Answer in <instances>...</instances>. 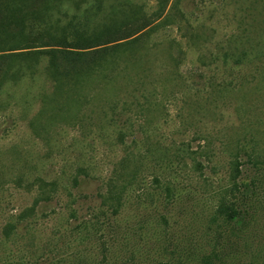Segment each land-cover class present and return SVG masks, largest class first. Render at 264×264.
<instances>
[{
    "label": "rangeland",
    "instance_id": "obj_1",
    "mask_svg": "<svg viewBox=\"0 0 264 264\" xmlns=\"http://www.w3.org/2000/svg\"><path fill=\"white\" fill-rule=\"evenodd\" d=\"M132 1L168 16L138 102L94 80L75 121L34 125L24 82L0 108V264H264V54L224 55L236 34L264 53V0ZM39 179L57 186L35 205Z\"/></svg>",
    "mask_w": 264,
    "mask_h": 264
},
{
    "label": "trees",
    "instance_id": "obj_2",
    "mask_svg": "<svg viewBox=\"0 0 264 264\" xmlns=\"http://www.w3.org/2000/svg\"><path fill=\"white\" fill-rule=\"evenodd\" d=\"M90 1L0 0V108L16 97L15 88L24 82L29 84L23 98L39 96L43 102L34 125L47 113L49 125L71 114V120L75 121L84 100L94 92V80L102 89L115 86L121 96L124 91L132 93L129 89L132 84V90L137 93L136 101L139 93L144 94V81L150 76L152 61L144 57L140 48L146 37H152L168 19L167 16L158 22L163 16L165 2L151 15L132 0L123 3L118 11L114 6L111 13L104 12L102 0ZM236 37L238 44L230 42L224 51L226 60L242 64L249 56L259 58L264 54L261 50L254 52L248 45L250 37L242 42L240 35L233 36ZM120 77L124 82L118 87L114 84L118 85ZM235 170L237 174L241 172L239 162ZM37 183L39 194L35 205L49 200L57 186L55 181L45 179L33 185ZM74 183H78V177H74ZM125 188L123 185L116 195V204L121 205V193ZM113 210L118 212L117 205ZM219 212L233 220L239 214L233 205H221ZM203 263L214 264L208 256Z\"/></svg>",
    "mask_w": 264,
    "mask_h": 264
}]
</instances>
